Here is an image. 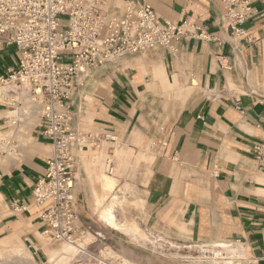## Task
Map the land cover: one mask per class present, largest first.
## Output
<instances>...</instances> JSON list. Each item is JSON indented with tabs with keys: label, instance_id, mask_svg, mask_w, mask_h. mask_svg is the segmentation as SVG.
I'll return each mask as SVG.
<instances>
[{
	"label": "crops",
	"instance_id": "crops-1",
	"mask_svg": "<svg viewBox=\"0 0 264 264\" xmlns=\"http://www.w3.org/2000/svg\"><path fill=\"white\" fill-rule=\"evenodd\" d=\"M248 1L254 13L244 25L250 41L232 36L221 0H148L163 21L199 25L213 40H182L173 49L96 69L68 103L73 129L100 144L153 142L142 187L148 225L154 234L183 236L185 229L189 243L215 248L212 262L197 264H264V157L255 152L264 145V0ZM17 66L15 47L0 51V77ZM5 115L0 108L3 138L10 135L3 130ZM39 128L40 115L34 114L16 135V152L0 149V241L18 237L40 263H62L68 252L47 250L34 201L52 156ZM96 148L77 155L78 212L83 219V205L97 203L99 219L123 230L114 214L117 196L106 204L104 195L114 191L116 180L102 174ZM126 229L138 232L136 226Z\"/></svg>",
	"mask_w": 264,
	"mask_h": 264
},
{
	"label": "built area",
	"instance_id": "built-area-1",
	"mask_svg": "<svg viewBox=\"0 0 264 264\" xmlns=\"http://www.w3.org/2000/svg\"><path fill=\"white\" fill-rule=\"evenodd\" d=\"M121 1L119 8L113 0H0V51L15 47L18 58V66L0 77L3 130L10 133L0 149L15 153L19 129L32 115H40V133L52 146L46 173L33 192L46 227L41 236L83 251L84 241L94 233L82 222L75 201L77 155L98 147L100 140L72 127L68 103L75 88L96 69L126 57L173 49V43L182 40H213L199 25L163 21L148 0ZM221 1L232 36L250 41L244 28L254 15L249 1ZM63 17L68 18L67 25L61 24ZM255 152L263 158L264 145H257ZM112 164L109 161V174Z\"/></svg>",
	"mask_w": 264,
	"mask_h": 264
},
{
	"label": "rangeland",
	"instance_id": "rangeland-1",
	"mask_svg": "<svg viewBox=\"0 0 264 264\" xmlns=\"http://www.w3.org/2000/svg\"><path fill=\"white\" fill-rule=\"evenodd\" d=\"M61 24L67 25L68 18H61ZM2 139L3 136L0 134V142ZM108 142L102 141L100 146L93 150L96 155L102 153L100 156L102 174L116 180L114 191L104 192L106 204H109L112 198L117 196L118 200L114 210L117 221L126 228L136 226L138 232L133 233L126 228L114 230L99 219L97 203L83 205L85 207L82 222L89 224L94 234L88 236L91 238L90 241H84L85 251L80 247L70 264H193L195 262L197 264L204 261L212 262L211 258L214 257L212 251L215 248L197 247L189 243L188 232L185 229L181 230L184 233L183 236L177 235L172 230L161 234H154L150 230L148 208L142 187L145 186L149 177L148 168L155 155L152 149L153 142L137 141L136 147H129L120 141ZM119 151H123L127 155H118ZM109 161L113 163V174L107 172ZM95 233L99 236H96ZM92 242L94 244L90 245ZM63 244L65 243L46 242V247L48 251L68 252L62 255L68 259L74 256V249L70 252V249H66L68 245ZM224 256L229 255L224 254ZM47 259L49 260L48 257ZM65 262L62 263L65 264ZM0 264L42 263L31 255L23 240L17 237L0 241Z\"/></svg>",
	"mask_w": 264,
	"mask_h": 264
},
{
	"label": "bare ground",
	"instance_id": "bare-ground-1",
	"mask_svg": "<svg viewBox=\"0 0 264 264\" xmlns=\"http://www.w3.org/2000/svg\"><path fill=\"white\" fill-rule=\"evenodd\" d=\"M87 240L90 241L91 238L89 237ZM63 245H68V248H67V249H70V250H71L70 252H72L73 249H74V251H75V255L72 256L69 260L65 257V258H66V262H65V264H70L71 261L74 259V257L77 255L78 250H79V247L76 246V245H73V244H67V243H65V244H63ZM52 264H64V263L53 262Z\"/></svg>",
	"mask_w": 264,
	"mask_h": 264
}]
</instances>
